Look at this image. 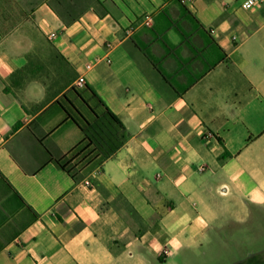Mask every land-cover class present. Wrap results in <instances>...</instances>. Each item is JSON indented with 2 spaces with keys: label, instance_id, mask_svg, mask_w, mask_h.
I'll return each mask as SVG.
<instances>
[{
  "label": "crops",
  "instance_id": "1",
  "mask_svg": "<svg viewBox=\"0 0 264 264\" xmlns=\"http://www.w3.org/2000/svg\"><path fill=\"white\" fill-rule=\"evenodd\" d=\"M244 1L0 0V264H161L213 193L264 204V0ZM73 108L110 110L123 146L78 154Z\"/></svg>",
  "mask_w": 264,
  "mask_h": 264
},
{
  "label": "rangeland",
  "instance_id": "2",
  "mask_svg": "<svg viewBox=\"0 0 264 264\" xmlns=\"http://www.w3.org/2000/svg\"><path fill=\"white\" fill-rule=\"evenodd\" d=\"M240 195L218 191L210 201L218 219L191 249L161 264H264V204L234 205ZM200 209V201L193 198ZM196 207L192 206V211Z\"/></svg>",
  "mask_w": 264,
  "mask_h": 264
},
{
  "label": "trees",
  "instance_id": "3",
  "mask_svg": "<svg viewBox=\"0 0 264 264\" xmlns=\"http://www.w3.org/2000/svg\"><path fill=\"white\" fill-rule=\"evenodd\" d=\"M65 112L74 121L71 114L66 110ZM76 113L81 120L79 121L81 125L78 122L77 124H79L85 136L83 143L76 148L77 151L79 150L78 154L93 147V151L106 158L123 146V140H125L124 127L110 110L106 109L103 115L96 116L93 123H88L77 111ZM63 168L67 169L66 166H63Z\"/></svg>",
  "mask_w": 264,
  "mask_h": 264
},
{
  "label": "built area",
  "instance_id": "4",
  "mask_svg": "<svg viewBox=\"0 0 264 264\" xmlns=\"http://www.w3.org/2000/svg\"><path fill=\"white\" fill-rule=\"evenodd\" d=\"M183 2H190L191 0H182ZM262 2V0H245L243 3V7L245 9H251L253 8L255 5H257L258 3ZM150 18L146 19V23L150 24ZM52 36H54V34H52ZM92 69V65L91 64H87L85 66V70L86 72L90 71ZM86 85V77L85 74H81L79 76V78L76 80L75 82V86L82 88ZM199 171H205V167H199L198 168ZM86 185L91 186V182L90 181H86L85 182Z\"/></svg>",
  "mask_w": 264,
  "mask_h": 264
},
{
  "label": "clouds",
  "instance_id": "5",
  "mask_svg": "<svg viewBox=\"0 0 264 264\" xmlns=\"http://www.w3.org/2000/svg\"><path fill=\"white\" fill-rule=\"evenodd\" d=\"M169 243L171 244L172 242H171V241H169Z\"/></svg>",
  "mask_w": 264,
  "mask_h": 264
}]
</instances>
